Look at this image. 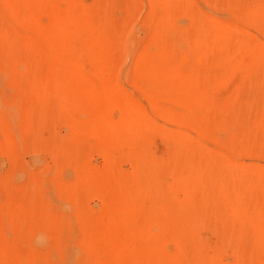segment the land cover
I'll return each instance as SVG.
<instances>
[{"label":"rangeland","instance_id":"rangeland-1","mask_svg":"<svg viewBox=\"0 0 264 264\" xmlns=\"http://www.w3.org/2000/svg\"><path fill=\"white\" fill-rule=\"evenodd\" d=\"M13 2L0 264H264V0Z\"/></svg>","mask_w":264,"mask_h":264},{"label":"bare ground","instance_id":"bare-ground-1","mask_svg":"<svg viewBox=\"0 0 264 264\" xmlns=\"http://www.w3.org/2000/svg\"><path fill=\"white\" fill-rule=\"evenodd\" d=\"M15 1H16V0H14V2H15ZM44 1H45V0H44ZM56 1H57V0H56ZM9 2H10V1H9ZM14 2H13V3H14ZM59 2H65V3H67V4H72V5H73L74 2H75V0H59ZM101 2H102V0H101ZM10 3H11V4H10ZM10 3L8 4V6H9V5H11V7L14 6V5L18 6L16 2H15L16 4H14V5H12V1H11ZM102 3H103V2H102ZM18 4H19V3H18ZM27 4H28V3H27ZM80 5H81V4H80ZM80 5H79V6H80ZM104 5H105V3H104ZM22 7H23V6H22ZM40 7H41V6H40ZM42 7H43V3H42ZM62 7H63V6H61V8H62ZM9 8H10V7H9ZM9 8H8V9H9ZM65 8H66V7H65ZM33 9H34V8H33ZM62 9H63V8H62ZM85 9H86V8H85ZM12 10H13V9H12ZM76 10H77V9H76ZM79 10H80V9H79ZM43 11H44V10H43ZM84 11H85V10H84ZM9 12H10V10H9ZM9 12H8V13H9ZM19 12H20V11H19ZM24 12H25V11H24ZM58 12H59V11H58ZM86 12H88V11L86 10ZM27 13H28V12H27ZM84 13H85V12H84ZM44 14H45V13H44ZM88 14H90V13H87V18H89V17H88V16H89ZM12 15H13V14H12ZM95 15H96V14H95ZM34 16H35V15H34ZM34 16H31V17H34ZM65 16H66V15H65ZM84 16H85V15H84ZM12 17H13V16H12ZM29 17H30V16H29ZM74 17H77V15H75ZM81 17H82V16H81ZM97 17H98V16H97ZM13 18H15V17H13ZM19 18H21V16H20ZM17 19H18V18H17ZM22 19H23V18H22ZM22 19H21V20H22ZM26 19H27V20H30V19H28V18H26ZM26 19H25V20H26ZM53 19H54L55 21H56V20L58 21L59 17L57 16V14H56L55 16H53ZM90 19H91V18H90ZM92 19H94V18L92 17ZM12 20H13V19H12ZM12 20H11V21H12ZM25 20H24V21H25ZM35 20H36V19H34L32 23H34ZM59 20L62 21L63 19L60 17ZM87 20H88V19H87ZM96 20L99 21L100 19H99V20L96 19ZM17 21H18V20H17ZM24 21H20V22H21V23L23 22V25H25L26 22H24ZM65 21H66V20H65ZM65 21H62V22H60V23L62 24V23L65 22ZM89 21H90V20H89ZM35 22H36V21H35ZM91 22H92V21H91ZM91 22H89V24H90ZM93 22H96V21L93 20ZM93 22H92V24H94ZM12 23H13V22H12ZM27 23H28V22H27ZM49 23H50V22H49ZM96 23H97V22H96ZM98 23L100 24V21H99ZM98 23H97V25H98ZM1 25H2V24H1ZM32 25H33V24H31V26H32ZM34 25H35V23H34ZM95 25H96V24H94V26H95ZM26 26H27V25H26ZM90 26H91V25H90ZM90 26H89V27H90ZM92 26H93V25H92ZM29 27H30V26H29ZM29 27H28V28H29ZM37 27H38V26H37ZM39 27L41 28L42 26H39ZM39 27H38V29H40ZM61 27H62V26H61ZM98 27H99V26H98ZM50 28H51V27H50ZM63 28H64V27H63ZM99 28H100V27H99ZM99 28H97V29H99ZM9 31H10V30H9ZM9 31H8V32H9ZM25 31H26V30H25ZM25 31H23V32H25ZM50 31H51V30H50ZM50 31H49V32H50ZM55 31H56V30H55ZM65 32H66V30H65ZM98 32H99V31H98ZM11 33H12V32H11ZM28 33H29V31H28ZM50 33H51V34H49V35H45V34H43V32H40V31H38V32L33 31V32H32V30H31V36H33L34 39H37L38 42H42V43H43V42L45 41V43L49 46L50 51H52V49H53L52 52L54 53V52L57 50V48H58L57 46H59V44H60V43H59V44L56 46V48L53 47V42H55V40H56V36H58V32L55 33V32L52 30V32H50ZM14 34H15V33H14ZM26 34H27V32H26ZM10 36H13V34L10 35ZM101 36H102V35H101ZM65 37H67L66 33H65ZM62 38H63V37H62ZM12 39H13V38H11V40H12ZM14 39H15V38H14ZM17 39H19V38H17ZM102 40H103V39H102ZM14 41H15V40H14ZM15 42H17V41H15ZM17 43H18V42H17ZM17 43H15V44H17ZM42 43H41V44H42ZM16 47H18V46H16ZM64 47H65V44H64ZM20 48H21V47H20ZM65 48H66V47H65ZM54 49H55V50H54ZM61 51H62V49H61ZM67 51H68V49H67ZM61 53H62V52H61ZM61 53H60V55H62ZM63 54H64V53H63ZM68 54H69V53H68ZM48 56H49V55H48ZM64 56H65V55H64ZM68 56H69V55H68ZM2 57H3V56H2ZM72 57H73V56H72ZM47 59H48V57H47ZM50 59H51V58H50ZM58 59H59V55H58ZM63 59H64V58H63ZM61 61H62V60H61ZM57 62H58V60H57ZM63 66H64V65H63ZM55 68H56V67H55ZM64 68H65V67H64ZM103 68H104V67H103ZM76 69H77V68H76ZM71 75H72V74H71ZM70 78H71V77H70ZM65 79H67V77H66ZM53 80H54V79H52V81H53ZM57 80H58V78H57ZM67 80L69 81V78H68ZM50 84H51V83H50ZM66 85H67V84H66ZM98 94H99V93H98ZM10 102H11V101H10ZM12 104H13V103H12ZM8 106H9V105H8ZM87 107H88V106H87ZM124 109L128 110L127 108H124ZM95 110H96V109H95ZM126 110H124V112H125V113H128ZM86 112H88V111H86ZM0 113H1V112H0ZM6 113H7V112H6ZM96 113H97V110H96ZM98 113H99V112H98ZM2 114H3V112H2ZM93 114H94V113H93ZM0 115H1V114H0ZM8 115H9V114H8ZM8 115H7V116H8ZM9 116H10V115H9ZM1 118H2V117H1ZM98 118H100V117H98ZM95 119H96V118H95ZM88 120H89V119H88ZM9 122H10V121H9ZM100 122H101V121H100ZM105 122H106V121H105ZM109 122H110V121H109ZM3 124H4V122H3ZM6 124H7V123H6ZM85 124H86V123H85ZM103 124H105V123H103ZM113 124L115 125V128H114V129H115L116 131L114 130V131L111 133V130H109V129H110V128H109V129H108V132L111 133V134H114V132L117 133V134H115V135H119L120 139H118V138H116V137H113V139L115 138V139H117V140H122V139H123V136H122V135H125V132L122 130V127H121L120 125L115 124V123H112V125H113ZM105 125H106V124H105ZM107 125H108V124H107ZM1 127H3V126H1ZM89 127H90V126H89ZM105 127H106V126H105ZM105 127H104V128H105ZM108 127H110V126H108ZM85 128H86V127H85ZM104 128H103V129H104ZM103 129H102V130H103ZM10 130H11V129H10ZM106 130H107V129H106ZM90 131H91V129L89 130V132H90ZM8 132H9V131H8ZM96 132H97V131L95 130V133H96ZM91 133H93V131H92ZM98 135H99V134H98ZM105 135H106V134H105ZM105 135H104V136H105ZM115 135H114V136H115ZM8 136H9V135H7L6 137H8ZM104 136H102V137H104ZM110 136H111V135H110ZM110 136H108V138H106L105 140L110 139V138H109ZM117 137H118V136H117ZM115 139H114L113 142H117V141H115ZM111 141H112V140H111ZM109 142H110V141H109ZM109 142H108V143H109ZM118 142H119V141H118ZM121 142H122V141H121ZM111 143H112V142H111ZM11 205H12V204H11ZM99 230H100V229H99ZM99 230H98V233H97V234H100L99 232L103 231V230H101V231H99ZM105 231H107V230H105ZM94 233H95V232H93L92 236L94 235ZM102 235H103V233L101 234L100 237H102ZM96 236H99V235H95V236H93V237H96ZM104 236H105V235H104ZM93 237H92V240L90 241V242H92V244L90 245L89 242H87V244H86V245L88 246V243H89V246H92V248H94V246H93V244H94V243H93ZM97 238H99V237H96V240H94V242H95V241L97 242V240H98ZM105 239H106V238H104V240H105ZM102 240H103V239H102ZM103 242H104V241H103ZM97 243H98V242H97ZM99 243H100V242H99ZM101 243H102V241H101ZM101 243L99 244V247H100V245H102ZM106 243H107V242H106ZM94 245H95V248H96V243H95ZM89 246H88V247H89ZM90 248H91V247H90ZM102 248H103V246H102ZM102 248H101V249H102ZM98 249H100V248H98ZM90 251H93V250L91 249ZM93 252H94V251H93ZM94 259H95V257H94ZM96 259H97V258H96ZM100 259H102V258H100ZM100 259H99V260L97 259V260L100 262ZM98 261H97V262H98ZM93 262H94V260H93ZM93 262H92V263H93ZM95 263H96V262H95ZM95 263H93V264H95ZM103 263H104V264H107V261H105V259H104V260H103Z\"/></svg>","mask_w":264,"mask_h":264}]
</instances>
